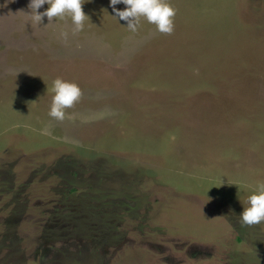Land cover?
<instances>
[{
  "label": "rangeland",
  "instance_id": "obj_1",
  "mask_svg": "<svg viewBox=\"0 0 264 264\" xmlns=\"http://www.w3.org/2000/svg\"><path fill=\"white\" fill-rule=\"evenodd\" d=\"M167 2L170 35L109 0L75 34L0 0V264H264L239 215L264 183V0ZM57 77L83 93L63 121Z\"/></svg>",
  "mask_w": 264,
  "mask_h": 264
},
{
  "label": "clouds",
  "instance_id": "obj_2",
  "mask_svg": "<svg viewBox=\"0 0 264 264\" xmlns=\"http://www.w3.org/2000/svg\"><path fill=\"white\" fill-rule=\"evenodd\" d=\"M88 0H29L27 13L30 20L37 26L42 23L43 18L49 22L54 19H70L72 33L80 32L85 27V21L89 17L82 10V5ZM117 4L125 5L123 10L117 9ZM44 5V11H38ZM114 17L126 23V28L136 33L141 27V19L149 24L155 25L156 31L162 34H172L174 31V17L176 10L167 0H109ZM61 39L67 40L68 32L61 30ZM52 92L54 93L48 115L57 121H63L66 109L72 108L82 97L81 88L74 82L63 80L59 77L52 81ZM248 206L243 208L240 222L243 225L252 226L264 222V183L256 186V191L247 197Z\"/></svg>",
  "mask_w": 264,
  "mask_h": 264
},
{
  "label": "trees",
  "instance_id": "obj_3",
  "mask_svg": "<svg viewBox=\"0 0 264 264\" xmlns=\"http://www.w3.org/2000/svg\"><path fill=\"white\" fill-rule=\"evenodd\" d=\"M73 190H74V189H72V190L70 189V190H69V192H68V193H69V195H67V196H69V197H70V195H71V194H73V193H75V192H76V190H74V191H73ZM69 215H71V213H70V212H69Z\"/></svg>",
  "mask_w": 264,
  "mask_h": 264
}]
</instances>
